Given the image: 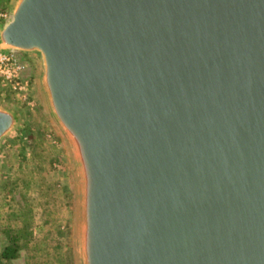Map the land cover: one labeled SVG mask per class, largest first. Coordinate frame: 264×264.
Returning a JSON list of instances; mask_svg holds the SVG:
<instances>
[{
  "label": "water",
  "instance_id": "95a60500",
  "mask_svg": "<svg viewBox=\"0 0 264 264\" xmlns=\"http://www.w3.org/2000/svg\"><path fill=\"white\" fill-rule=\"evenodd\" d=\"M80 181L81 264H264V0H17ZM19 114L0 107V142ZM1 177V173H0Z\"/></svg>",
  "mask_w": 264,
  "mask_h": 264
},
{
  "label": "rangeland",
  "instance_id": "374dc122",
  "mask_svg": "<svg viewBox=\"0 0 264 264\" xmlns=\"http://www.w3.org/2000/svg\"><path fill=\"white\" fill-rule=\"evenodd\" d=\"M16 1L0 0V13L11 12ZM22 56L25 92L18 94L0 77V107L19 114L16 129L0 142V251L10 229L23 228L30 241L18 258L0 264H27L33 253L38 259L47 255L55 264H81L74 151L51 113L42 87L41 57Z\"/></svg>",
  "mask_w": 264,
  "mask_h": 264
},
{
  "label": "built area",
  "instance_id": "2783aa9c",
  "mask_svg": "<svg viewBox=\"0 0 264 264\" xmlns=\"http://www.w3.org/2000/svg\"><path fill=\"white\" fill-rule=\"evenodd\" d=\"M10 18V12L0 13V27ZM22 54L18 50L0 48V77L18 94H22L27 89V65Z\"/></svg>",
  "mask_w": 264,
  "mask_h": 264
},
{
  "label": "trees",
  "instance_id": "16d2710c",
  "mask_svg": "<svg viewBox=\"0 0 264 264\" xmlns=\"http://www.w3.org/2000/svg\"><path fill=\"white\" fill-rule=\"evenodd\" d=\"M6 232L9 239L8 243L5 244L0 251V263H2L3 261H10L12 259L18 258L20 251L24 248V244L30 241V237H28L29 235L25 233V230L23 228L17 230L10 229ZM45 252L47 253L48 250L46 251L44 248V253ZM29 259L30 260L27 264H55V262L52 263L48 259L47 255H43L41 259H38L33 253V256H31Z\"/></svg>",
  "mask_w": 264,
  "mask_h": 264
}]
</instances>
